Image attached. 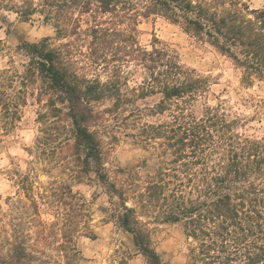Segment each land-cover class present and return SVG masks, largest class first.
<instances>
[{"label":"trees","instance_id":"trees-1","mask_svg":"<svg viewBox=\"0 0 264 264\" xmlns=\"http://www.w3.org/2000/svg\"><path fill=\"white\" fill-rule=\"evenodd\" d=\"M5 11L24 22L42 15L58 40L20 41L27 58L21 87L12 96L0 84L4 130L20 120L29 95L42 108L45 130L29 150L31 164L50 159L77 182L93 174L124 202L117 221L144 264H166L126 206L123 185L110 182L101 134L110 117L126 118L138 101L157 98L142 107L138 128L142 148L157 150L159 158L144 181L142 209L182 225L194 243L187 264H264V137L252 134L249 118L226 104L207 105L197 117L194 103L208 93L210 79L184 67L157 39L151 50L141 47L134 29L151 16L179 25L230 59L248 88L264 82V10L251 12L242 0H0L3 21ZM133 64L142 68L137 86L129 85L124 71ZM61 187L62 203L73 191ZM27 199L29 221L23 212L17 224L0 228V264H44L51 248L62 263L78 264V229L58 228L59 214L47 223L34 196Z\"/></svg>","mask_w":264,"mask_h":264},{"label":"rangeland","instance_id":"rangeland-1","mask_svg":"<svg viewBox=\"0 0 264 264\" xmlns=\"http://www.w3.org/2000/svg\"><path fill=\"white\" fill-rule=\"evenodd\" d=\"M242 2L251 12L264 10V0ZM2 16L5 21L0 19V84L13 96L21 87L20 76L27 63L18 49L20 41L35 43L51 38L58 44V40L52 24L40 14L25 22L12 11L3 12ZM134 29L141 47L151 50L157 39L178 56L184 67L210 79L208 93L194 103L193 113L197 117L203 115L207 105L226 104L235 114L249 118L252 134L264 137V82L254 81L248 88L243 86L242 71L230 59L161 16L141 19ZM125 70L130 86L142 82L141 67L133 64ZM156 100H140L132 108L133 115L119 119L110 117L102 125L104 168L110 182L123 185L126 192L121 193L125 194L126 206L134 209L140 226L149 231L152 247L162 261L187 264L194 243L182 225L163 223L155 213L148 214L142 209L144 181L158 167L159 158L157 150L142 148L138 128L142 124V107L151 106ZM41 110L36 99L29 95L21 108L20 120L8 131L0 127V228L17 224L23 212H26L23 221L28 222L32 211H26L24 205L28 203V196H34L44 221L50 223L59 214L56 219L61 227L58 228H64V223L66 227L78 229L79 232L73 233L81 258L78 264H144L132 237L119 227L117 216L124 202L116 194L93 174L77 182L55 161L41 159L30 163L29 150L35 148L37 139L44 135L45 126L40 123L38 114ZM26 176L28 181L22 183ZM62 185H70L73 194L63 195L61 203L57 195L62 192ZM43 195H46L45 200ZM43 259L44 264H64L53 248L46 249Z\"/></svg>","mask_w":264,"mask_h":264}]
</instances>
